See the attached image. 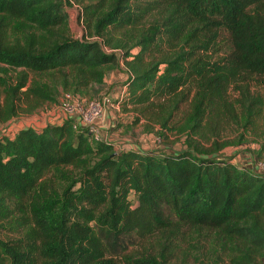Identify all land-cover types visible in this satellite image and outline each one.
Returning a JSON list of instances; mask_svg holds the SVG:
<instances>
[{
	"label": "trees",
	"instance_id": "trees-1",
	"mask_svg": "<svg viewBox=\"0 0 264 264\" xmlns=\"http://www.w3.org/2000/svg\"><path fill=\"white\" fill-rule=\"evenodd\" d=\"M75 6L82 39L69 36ZM121 64V111L184 148L119 150L70 118L1 138L0 230L19 237L0 238V264H120L127 239L165 242L181 227L201 237V264H264V177L220 157L264 137V0H0V125L59 89L95 96ZM7 69L20 70L15 81ZM226 127L233 140H221Z\"/></svg>",
	"mask_w": 264,
	"mask_h": 264
},
{
	"label": "rangeland",
	"instance_id": "rangeland-1",
	"mask_svg": "<svg viewBox=\"0 0 264 264\" xmlns=\"http://www.w3.org/2000/svg\"><path fill=\"white\" fill-rule=\"evenodd\" d=\"M69 13L71 16V20L69 23V36L72 39H82L85 34H88L87 28L83 23H80L78 20V8L77 6L69 9ZM227 47H222L221 53L227 51ZM122 70L109 71L106 73L104 78V84L101 86L99 93L89 94L88 96H80L84 102H90L92 100H100L104 97L112 98L111 92L116 89L123 88L125 78L127 77L125 73V68L121 64ZM20 70H12L7 69L8 75L16 80L17 74ZM34 77L32 75L29 76V81ZM35 80L43 83H48L51 81L52 77L48 75H44L41 77L34 78ZM115 86V87H114ZM114 87V90L111 89ZM99 87H94L97 90ZM65 91L59 89V93L55 98L54 103H45L32 114L23 115L22 117L15 118L12 121L1 124L0 125V139L12 138L14 134L22 129L28 128L38 123L41 125L47 121L50 113L54 111L60 112V103L62 100V94ZM192 94V93H191ZM230 98H233L234 95L232 93L229 94ZM110 104L115 106L113 102L110 101ZM187 105L185 104L181 107L180 113L176 116L175 122L179 121L182 118V115L187 111ZM113 118L116 122V129L112 130L108 137H113V141L116 144L118 149L127 146H133L139 148L140 150H149L156 149L161 152H179L183 147V142L180 136L176 132L174 133H165V135L159 134V127L153 126L154 132L148 131L145 129V126L151 127V125L147 124L144 119H141L137 124H134V118L137 116L134 112H122L119 108L118 111L112 113ZM257 131L259 133L264 132V123L262 121L257 124ZM236 136V133L233 132L232 128L226 127L222 134L221 140H233ZM203 142V141H202ZM204 148H210L209 144H203ZM264 147V137L260 136L259 138H254L252 135L245 136L244 144L241 146H229L224 148L221 152L228 150L241 149L242 151L253 152V157H256V154L261 153V157L257 159H264V151L262 148ZM253 148V149H252ZM61 182H57L55 188L61 186ZM193 229H188V227H181L179 232L175 235L168 238L167 241L162 242L159 239L157 234L152 235L146 238H139L137 236H133L126 241V245L123 250L120 251V254L116 256V260L120 262V264H127L125 259L127 257H140L146 254H150L155 256L158 259L166 258V256H170L168 264H201L197 262L198 257L202 254L201 245L202 240L201 237L193 233ZM19 235L16 231H14L11 227L6 226L4 229L0 230V238L4 241L7 240H15ZM197 258V259H196ZM206 262V261H205ZM206 264H209L206 262ZM212 264V262H211Z\"/></svg>",
	"mask_w": 264,
	"mask_h": 264
},
{
	"label": "built area",
	"instance_id": "built-area-1",
	"mask_svg": "<svg viewBox=\"0 0 264 264\" xmlns=\"http://www.w3.org/2000/svg\"><path fill=\"white\" fill-rule=\"evenodd\" d=\"M103 50L107 53L111 52L106 47H103ZM108 104H110V99L107 97L84 102L79 96L65 92L62 94L60 103L61 120L70 118L73 130H78L80 127L85 128L94 142L104 141L96 124L102 120L104 107ZM254 168L256 169L254 171L256 174L264 177V159L256 160Z\"/></svg>",
	"mask_w": 264,
	"mask_h": 264
},
{
	"label": "crops",
	"instance_id": "crops-1",
	"mask_svg": "<svg viewBox=\"0 0 264 264\" xmlns=\"http://www.w3.org/2000/svg\"><path fill=\"white\" fill-rule=\"evenodd\" d=\"M127 77L123 82H125ZM115 87V86H114ZM114 87L111 89V91L114 90ZM126 94V88L123 86V88L116 89L115 91L111 92V97L108 98L110 99L115 106L108 104L104 107V113H103V118L99 122H97L96 126L99 130L100 135L103 137L105 142L112 143L116 146V144L113 141V137H108L112 130L116 129V122L113 118L112 113L118 111L120 106L116 103L117 100H120L124 95ZM62 115L60 112L57 110L50 113V115L47 118V121L41 125H38V123H35L34 126H32L33 129L35 130H40L41 128L45 127L47 124H60L63 119L61 120ZM65 119V118H64ZM117 148V146H116ZM124 149H131V150H136V151H147V150H140L139 148L133 147V146H127V147H122L119 150H124ZM253 149V148H252ZM149 150H156V149H149ZM220 157L224 159H231L232 163L235 164L238 167H245L249 169L250 171H256L254 168V163L255 160L253 159V156L251 152L249 151H242L241 149H235V150H228L224 151L223 153L220 154Z\"/></svg>",
	"mask_w": 264,
	"mask_h": 264
}]
</instances>
